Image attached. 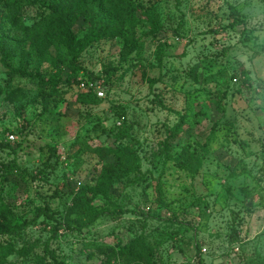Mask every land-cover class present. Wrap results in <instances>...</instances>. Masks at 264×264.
Listing matches in <instances>:
<instances>
[{
    "label": "rangeland",
    "instance_id": "obj_1",
    "mask_svg": "<svg viewBox=\"0 0 264 264\" xmlns=\"http://www.w3.org/2000/svg\"><path fill=\"white\" fill-rule=\"evenodd\" d=\"M110 1L0 0V264H264V0Z\"/></svg>",
    "mask_w": 264,
    "mask_h": 264
},
{
    "label": "trees",
    "instance_id": "obj_2",
    "mask_svg": "<svg viewBox=\"0 0 264 264\" xmlns=\"http://www.w3.org/2000/svg\"><path fill=\"white\" fill-rule=\"evenodd\" d=\"M113 4H118L122 6H128V0H111ZM102 14L103 11L99 8L95 7H83L82 10L79 12L77 19L82 18L83 20H91L97 24L98 27V33L103 31V22H102ZM55 17L57 18L59 24L70 30L71 28L75 27V21H69L68 19L64 18L62 14L55 12ZM88 17H90L88 19ZM71 47H72V54H73V61L77 60L83 51V45L81 44L80 41H76L75 39L71 40ZM116 71V68L112 65L109 64L107 68L105 69L104 73L108 77L107 80H110L114 72ZM14 76H22L25 74L24 71L22 70H13L12 73ZM98 98L96 96V93H93L92 91H89L83 96L82 102L84 104H94L95 101H97ZM36 220L40 219L41 217H45L48 220H54V217L50 215L49 211L46 208H38L36 211ZM27 223L22 224L21 226L19 225L15 229V233L20 234L21 230L26 229ZM14 234V233H13ZM236 234V232L234 233ZM13 242H9L7 244H0V251L1 252H6L7 250H14V245ZM50 257L52 258V264H63L61 261H59L58 257L56 256L55 253L47 251Z\"/></svg>",
    "mask_w": 264,
    "mask_h": 264
},
{
    "label": "built area",
    "instance_id": "obj_3",
    "mask_svg": "<svg viewBox=\"0 0 264 264\" xmlns=\"http://www.w3.org/2000/svg\"><path fill=\"white\" fill-rule=\"evenodd\" d=\"M80 87L82 90L95 92L101 98L104 97V93L101 91V89L96 87L94 82H83Z\"/></svg>",
    "mask_w": 264,
    "mask_h": 264
}]
</instances>
